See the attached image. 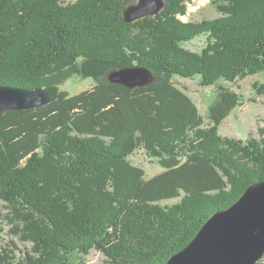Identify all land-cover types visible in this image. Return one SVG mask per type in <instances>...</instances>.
<instances>
[{
	"label": "trees",
	"instance_id": "obj_1",
	"mask_svg": "<svg viewBox=\"0 0 264 264\" xmlns=\"http://www.w3.org/2000/svg\"><path fill=\"white\" fill-rule=\"evenodd\" d=\"M136 1L0 0V86L51 95L42 108L0 113V264H71L93 249L109 264H165L264 179V127L247 141L217 132L238 96L221 88L205 127L172 80L210 86L264 70V0H215L221 15L202 21L180 18L194 0H165L159 14L126 22ZM199 36L200 52L184 47ZM136 65L155 80L104 77ZM74 75L97 83L71 95L60 86ZM138 149L164 171L146 178L130 159Z\"/></svg>",
	"mask_w": 264,
	"mask_h": 264
},
{
	"label": "water",
	"instance_id": "obj_2",
	"mask_svg": "<svg viewBox=\"0 0 264 264\" xmlns=\"http://www.w3.org/2000/svg\"><path fill=\"white\" fill-rule=\"evenodd\" d=\"M165 0H138L126 7V22L156 15ZM113 83L129 87L154 81L150 69L141 66L116 69L108 74ZM47 88L0 86V113L22 111L49 104ZM264 258V179L250 184L227 208L215 211L181 250L165 264H257Z\"/></svg>",
	"mask_w": 264,
	"mask_h": 264
},
{
	"label": "rangeland",
	"instance_id": "obj_3",
	"mask_svg": "<svg viewBox=\"0 0 264 264\" xmlns=\"http://www.w3.org/2000/svg\"><path fill=\"white\" fill-rule=\"evenodd\" d=\"M63 1L64 3H71L76 0ZM214 1L215 0H194L188 3L187 13L180 16V18L184 21H202L203 19L219 17L221 13L213 3ZM205 37L206 36L196 37L192 41L185 43L184 47L191 51L200 52L206 43ZM111 71L113 70L109 69L104 77L108 78V74H110ZM172 80L177 86L185 90L197 104L200 113L205 119V127L212 124L210 117L211 107L216 103L221 88L235 93L238 96L239 103L227 113L220 123L217 132L221 136L241 139L243 141H247L251 137H259L258 129L264 127V91L262 89L259 90L256 86H264V70L247 75L235 82L222 79L210 86H203L201 84V77L198 75L192 78H183L175 75ZM96 83L97 81L92 77L74 75L62 84L60 88L69 91L71 95H75L91 88ZM130 159L134 164L141 166L145 170L146 178H150L165 169L159 164L158 159L148 156L144 149L136 150L134 155L130 156ZM180 200L181 197L167 199L161 201L160 205L172 206ZM19 244L20 247H25L23 243L19 242ZM263 263L264 258L262 259V264ZM71 264L109 263L103 252L93 249L88 255L78 254L72 256Z\"/></svg>",
	"mask_w": 264,
	"mask_h": 264
}]
</instances>
